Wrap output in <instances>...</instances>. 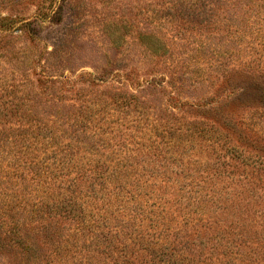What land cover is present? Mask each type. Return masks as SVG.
<instances>
[{"label": "rangeland", "instance_id": "1", "mask_svg": "<svg viewBox=\"0 0 264 264\" xmlns=\"http://www.w3.org/2000/svg\"><path fill=\"white\" fill-rule=\"evenodd\" d=\"M5 16L0 264H93L111 239L121 264H264V0H0ZM73 163L74 184L109 178L56 221L43 166Z\"/></svg>", "mask_w": 264, "mask_h": 264}, {"label": "trees", "instance_id": "2", "mask_svg": "<svg viewBox=\"0 0 264 264\" xmlns=\"http://www.w3.org/2000/svg\"><path fill=\"white\" fill-rule=\"evenodd\" d=\"M16 20H17L16 17L5 16V17L0 18V23H7V22L10 23V22H14ZM33 24H35L33 21L23 22V26H25L28 29H30V27ZM6 25H7V27L11 26V24H6ZM8 30H10V29H8ZM141 36H143V34ZM126 76L128 78V81H131V79L134 80L137 76H139V74H138V71H136V70H129L127 72ZM134 76H136V77H134ZM83 77L84 76L82 75L81 78H83ZM95 79L96 78L91 76L90 82L94 83V84H98L97 80H95ZM88 80H90V79H88ZM158 81L161 82L160 80H158ZM153 82H157V81H151L148 84L149 85L148 87H154V86L156 87L155 84L154 85L152 84ZM159 82H157V83L159 85H162V88H163V89H160V91L163 92L165 90V87L163 86V84H160ZM106 92H108L110 94L116 93V96L114 95L115 101L113 103H117L119 101L118 97L126 96L128 94V97L130 98L129 103L132 104L133 99L137 96L135 93H133L132 91L130 92L129 90H128V92H130V93H128L126 91L122 92L121 88L116 89L114 91V93H111V91H106ZM136 98L138 100V97H136ZM111 99H112V97H111ZM92 100H94V99H92ZM104 101L111 103L110 100H104V98L103 99L98 98L96 103L100 106V108H99L100 111L107 110V108H105V102ZM85 105H87V104H85ZM83 106H84V104L78 106L77 109H79V115L86 116L87 113L86 114L84 113L83 110H85V108ZM4 119L5 118L2 119L1 123L5 121ZM5 122H7V121H5ZM20 124L23 125L22 122ZM179 132L180 131H178V128H173V132H169L170 137H167L165 143H169V144L172 143L174 141L175 137H176V139H178L180 137V136H178L180 134ZM35 133L36 132H32V126L31 125H27V127L23 126L21 128V135L23 136V138L26 134L33 136ZM23 145L25 146L24 143H23ZM21 154H22V152H21ZM9 163H11V162H9ZM62 164L65 165L64 162H62ZM64 165L53 166V164H52V165H50V167L43 166V168H44L43 170L47 174L52 176L53 181L50 183L57 185V183L59 182V185H57L56 188L50 189V205L52 207L53 212L55 213L53 215L54 219H56V221L60 220L61 222L63 220H68L70 217H76L77 215L82 219L81 216L85 215V214H82L81 210H79L80 208L83 209L82 207L79 208V206H81V204L83 205V199L81 197H91L92 199L98 197L99 196V194H98L99 190L97 189V185L99 186V189H100V187H102V184H104V181H106L109 178L108 176H105L103 178L99 177L96 179V178H93V176H91L92 182H90V183L79 182L77 185V184H74L73 179H70L69 177H67L69 175V173H72L73 171H77L75 169L76 166L74 165V163L69 164V165H71V167H68V169H69V172H68ZM41 170H42V168H41ZM41 170H39V171H41ZM77 175H78V173H77ZM93 183L96 185H94ZM74 211L78 214L74 213ZM79 214H81V215H79ZM54 223L56 225L62 226V224H59L55 221H54ZM85 228L87 229L86 231H89L91 229V226H89V227L85 226ZM60 239L62 241V244L60 245V249H59L61 252V248L65 244L66 239H64V238H60ZM115 241L116 240H114V239L110 240V242H109L110 245L106 248V250L109 251V253L107 254V257L105 259H104V257H102V259H100V261H96V258H95L93 264H102V263H104V264H121L120 262H118L120 257L118 255L119 250L117 249L118 244H116ZM113 243H115V244H113ZM65 255H67V254H65ZM134 264H136V263L134 262Z\"/></svg>", "mask_w": 264, "mask_h": 264}]
</instances>
